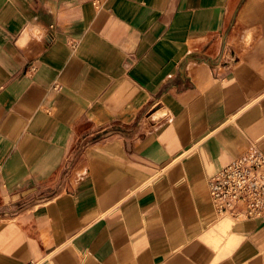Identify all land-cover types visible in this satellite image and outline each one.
<instances>
[{
	"label": "crops",
	"instance_id": "crops-1",
	"mask_svg": "<svg viewBox=\"0 0 264 264\" xmlns=\"http://www.w3.org/2000/svg\"><path fill=\"white\" fill-rule=\"evenodd\" d=\"M250 144L264 0H0V264H264L207 189Z\"/></svg>",
	"mask_w": 264,
	"mask_h": 264
},
{
	"label": "built area",
	"instance_id": "built-area-1",
	"mask_svg": "<svg viewBox=\"0 0 264 264\" xmlns=\"http://www.w3.org/2000/svg\"><path fill=\"white\" fill-rule=\"evenodd\" d=\"M75 46L72 42L71 47ZM208 195L219 218L234 222L264 220V151L255 144L207 180Z\"/></svg>",
	"mask_w": 264,
	"mask_h": 264
}]
</instances>
